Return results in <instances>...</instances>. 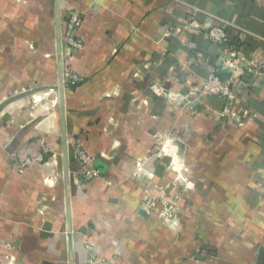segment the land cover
<instances>
[{
    "label": "crops",
    "instance_id": "obj_1",
    "mask_svg": "<svg viewBox=\"0 0 264 264\" xmlns=\"http://www.w3.org/2000/svg\"><path fill=\"white\" fill-rule=\"evenodd\" d=\"M72 9L83 11L82 47L66 59L82 81L64 91L74 264L86 242L110 264H264V70L246 72L264 61V0H61L62 24ZM221 21L244 30H228L236 65L207 37ZM213 69L247 84L256 117L238 125L216 96L169 97ZM54 86V0H0V99L27 91L0 106V262L68 264ZM76 143L99 178L82 180ZM171 182L189 188L177 230L143 207L146 190Z\"/></svg>",
    "mask_w": 264,
    "mask_h": 264
},
{
    "label": "built area",
    "instance_id": "obj_2",
    "mask_svg": "<svg viewBox=\"0 0 264 264\" xmlns=\"http://www.w3.org/2000/svg\"><path fill=\"white\" fill-rule=\"evenodd\" d=\"M83 20V11L78 9H72L68 11V18L62 25L61 38H62V57H63V79L64 85L73 86L82 81V78L79 77L72 68L69 67L66 63V59L70 58L74 50L80 49L82 43L76 36V30L80 26ZM189 24H187L188 26ZM235 28L240 32H244L243 29L235 26L226 21H221L218 24L209 26L207 30L208 39L214 43L218 44L223 48L224 54L221 56V60L225 64L230 66L233 64L239 63L238 58H236V53L232 51V40L229 36L228 30ZM246 72L248 74V79L250 81L254 79H259L263 74L264 70V61L255 59H249L246 63ZM247 86L245 83L235 82L233 79L227 77L226 79L221 78L217 72L213 69L210 70L208 75L200 82V85L195 87L189 86L187 93H177L169 94V97H180L185 101V103H190L193 97L200 98L201 96L208 94L220 98L223 102L221 111L219 112L220 118L226 120L227 122H233L238 125H242L245 120L256 117L255 113H251L247 107V102L245 97L242 95L243 89ZM176 99V98H175ZM71 154L73 159L80 165L81 173L85 180H91L100 177V172L96 168L89 166L92 158L91 155L84 150L80 144H75L72 146ZM33 160L42 161L43 158L41 155H37ZM32 163L31 158H26L17 163L16 168L19 172H22L23 169L29 166ZM261 201L264 204V187L261 191ZM166 202V201H165ZM155 200L147 198V195L143 197V207L147 209L156 208ZM160 215L163 218H176L172 217L171 212L165 210L160 211ZM85 247L88 248V245L85 244ZM5 248L8 250H13L11 244L7 243ZM89 256L87 257V264H106L105 259L97 257V254L90 250ZM3 260V261H2ZM0 264H16L15 257L11 253H6L2 258Z\"/></svg>",
    "mask_w": 264,
    "mask_h": 264
},
{
    "label": "water",
    "instance_id": "obj_3",
    "mask_svg": "<svg viewBox=\"0 0 264 264\" xmlns=\"http://www.w3.org/2000/svg\"><path fill=\"white\" fill-rule=\"evenodd\" d=\"M64 18H68L65 16ZM62 15L61 0H54V40H55V57L57 67V90L59 102L60 116V139H61V161L64 183L65 196V217H66V241H67V258L68 264H74V244L71 220V181H70V165H69V144L67 138L66 116H65V85L63 79V57H62ZM217 74L223 78H227L228 71H219Z\"/></svg>",
    "mask_w": 264,
    "mask_h": 264
},
{
    "label": "rangeland",
    "instance_id": "obj_4",
    "mask_svg": "<svg viewBox=\"0 0 264 264\" xmlns=\"http://www.w3.org/2000/svg\"><path fill=\"white\" fill-rule=\"evenodd\" d=\"M67 14H68V12H67ZM24 90H23V88H18V89L13 90L12 92H10L9 95L2 96L1 99H0L1 100L0 101V106L3 103V101L7 100L9 97H14V95H16V94H26L27 91H24ZM46 93H44V95ZM49 93L50 94L53 93V96H52L53 101H57V86H54L52 88V91L49 92ZM34 158H31L32 162L34 161L33 160ZM169 161L171 163V161H173V160H169ZM82 180L83 181H91L93 179L85 180L84 177H83ZM163 185H161V186L155 185L152 189L146 190L145 191V195H147V198H149L151 200H155V202H156V206L155 207L156 208H154L152 210L157 212V214L159 216L160 223L163 226H165L166 228H168V229L177 230L179 225H180V218H181V216L183 214L182 212L188 211V208H187L188 206H187V204H184V201H183V198H182V193H183L184 189L186 190V189H189V188L187 187V185H184L183 183H182V185H181L182 187H180V189H178V188L175 189L174 186L172 185V182L169 183L168 186H166V185L163 186ZM145 210H146V208H145ZM147 210L148 211H152L151 209H147ZM147 210H146V212H147ZM163 210H165L167 212H171L172 217H176V218H163L160 215V211H163ZM85 244L88 245V248L85 247ZM85 244H84L83 247L85 248L86 255L88 257L89 256L88 252L90 250H92V247L87 242ZM15 258H17V257H15ZM113 259H114V256H112V258H110V257L106 258L105 259V263L106 264H110ZM86 262H87V259H86Z\"/></svg>",
    "mask_w": 264,
    "mask_h": 264
},
{
    "label": "bare ground",
    "instance_id": "obj_5",
    "mask_svg": "<svg viewBox=\"0 0 264 264\" xmlns=\"http://www.w3.org/2000/svg\"><path fill=\"white\" fill-rule=\"evenodd\" d=\"M162 149H163V150H165V151H167V152H168V151H170L169 149H167V147H166V146H165V147H163ZM172 149H174V148H173V147H171V150H172Z\"/></svg>",
    "mask_w": 264,
    "mask_h": 264
},
{
    "label": "trees",
    "instance_id": "obj_6",
    "mask_svg": "<svg viewBox=\"0 0 264 264\" xmlns=\"http://www.w3.org/2000/svg\"><path fill=\"white\" fill-rule=\"evenodd\" d=\"M72 86V85H71ZM74 86V85H73Z\"/></svg>",
    "mask_w": 264,
    "mask_h": 264
}]
</instances>
